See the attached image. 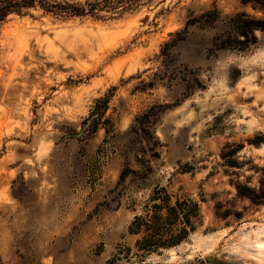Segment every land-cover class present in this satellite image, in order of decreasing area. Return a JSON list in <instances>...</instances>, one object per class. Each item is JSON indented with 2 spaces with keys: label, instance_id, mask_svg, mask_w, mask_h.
Masks as SVG:
<instances>
[{
  "label": "rangeland",
  "instance_id": "obj_1",
  "mask_svg": "<svg viewBox=\"0 0 264 264\" xmlns=\"http://www.w3.org/2000/svg\"><path fill=\"white\" fill-rule=\"evenodd\" d=\"M238 12L264 6H34L0 22V264H106L156 186L198 200L202 224L145 262L264 264V203L236 188L264 173V32L215 45Z\"/></svg>",
  "mask_w": 264,
  "mask_h": 264
},
{
  "label": "trees",
  "instance_id": "obj_2",
  "mask_svg": "<svg viewBox=\"0 0 264 264\" xmlns=\"http://www.w3.org/2000/svg\"><path fill=\"white\" fill-rule=\"evenodd\" d=\"M163 0H92L81 3L75 0H0V22L10 13L39 6L58 17L83 16L114 17L150 6ZM254 1L264 6V0ZM101 12H104L101 14ZM229 28L235 35L226 36L215 43L218 48L245 49L258 41L257 31L264 32V17H250L238 12L229 18ZM108 96L97 100L95 113L102 111ZM125 177L122 173L121 178ZM237 192L256 204L264 203V173L257 188L246 184L236 186ZM128 225V232L136 236L133 246L119 248L106 264H117L125 259L129 264H150L145 259L151 254L175 247L185 241L202 224L199 201L186 195L171 192L166 186H156L139 211L136 208Z\"/></svg>",
  "mask_w": 264,
  "mask_h": 264
}]
</instances>
